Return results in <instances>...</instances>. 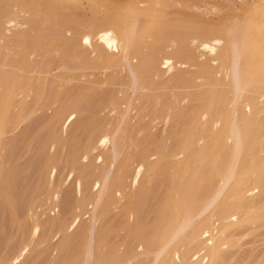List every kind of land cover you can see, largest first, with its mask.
Returning a JSON list of instances; mask_svg holds the SVG:
<instances>
[{
	"label": "rangeland",
	"instance_id": "1",
	"mask_svg": "<svg viewBox=\"0 0 264 264\" xmlns=\"http://www.w3.org/2000/svg\"><path fill=\"white\" fill-rule=\"evenodd\" d=\"M167 1L170 12L182 19L184 14L190 21L196 18L202 22L216 19L231 22L237 12L244 13L240 9L242 0H225L232 4L224 0ZM83 2L86 7L87 1ZM27 4L32 10L38 9ZM135 6L144 7L140 2ZM214 8L218 9L219 17L215 16ZM77 9L75 14L83 12ZM121 10L119 15L130 14V9L121 7ZM224 10L235 14H227V18ZM49 12L41 18L39 14L22 16L26 26L19 33L26 38L18 37L12 29L4 37L7 57L0 59V76L13 78L18 91L8 107V116H13V109L20 104L23 117L0 134V264H74L77 258L81 259L86 249L82 248L87 245L92 206L100 196L102 180L109 182V189L102 195L101 217L93 229L102 243L99 251L95 248L96 253L105 264L115 262L121 251L131 257L125 264H152L154 255L148 253L146 243L149 227L158 221L163 202L173 188L172 173L186 148L184 140L195 131L197 121L207 117L202 106L210 101L211 82L205 77L195 82V77L185 71L196 67L213 70L211 57L219 55L224 43L217 35H211L177 46H160L159 62L174 58L178 62L172 71L155 67L138 92L131 84V70L126 67L120 70L116 65L72 70L71 75L59 80L62 76L55 75L69 68L51 51L44 56L31 54V66L23 73V61L13 51L29 39L32 19L52 27L49 23L64 13L54 9ZM88 13L84 11L80 16H90ZM179 15L176 16L180 18ZM72 22L75 34H83L84 25ZM102 24L104 32L111 29L110 20ZM61 26L53 25L52 29L60 39L61 50L71 55L75 39L59 34ZM63 26L66 28L68 24ZM157 34H152L151 42H158L163 36ZM170 34L180 43L177 38L180 32ZM213 50L218 53L213 54ZM93 56L92 53L90 57ZM34 69L41 71L47 83L45 88L43 79L33 76ZM217 79L224 81V73L220 72ZM38 92L43 93L41 98ZM173 94L185 100L177 112L167 108ZM140 95L144 97L140 99ZM115 100L116 104L119 101L115 111L125 102V106L117 109L118 113L112 112ZM261 118L264 122V115ZM123 126L126 144L111 165V136ZM254 151L258 152V146ZM156 156L160 161L156 162ZM118 171L123 173L120 185ZM250 174H244L239 182L244 187L249 186L246 180ZM236 187L229 192L226 208L244 211L248 206H262L264 212V193H247L240 202L234 193ZM118 189L122 194L113 206L110 198ZM203 190L196 187L191 194L199 195ZM129 210L133 211L130 221ZM262 212L260 217L235 225L221 235V241H229L219 249L213 264H264ZM200 246L199 242H187L184 251L187 261L194 259Z\"/></svg>",
	"mask_w": 264,
	"mask_h": 264
},
{
	"label": "bare ground",
	"instance_id": "2",
	"mask_svg": "<svg viewBox=\"0 0 264 264\" xmlns=\"http://www.w3.org/2000/svg\"><path fill=\"white\" fill-rule=\"evenodd\" d=\"M86 1L84 7L83 0H0V59L7 57L4 37L11 33L10 29L16 31L18 37L25 36L19 33L26 26L22 16L39 14L41 18L50 13V9L64 12L49 24L52 27L62 24L58 29L59 34L75 39L70 50L72 54L67 55L61 50L60 39L51 26L34 18L30 21L32 27L29 39L13 51L23 61V73L31 66V54L41 53L44 56L51 51L63 60L65 68H69L55 75L62 76L59 80L63 81L71 75L72 70L116 65L120 70L125 67L131 70V84L136 87L135 92H138L140 86L151 78V70L159 66L172 71L178 62L175 58L159 62L161 58L157 50L160 46H177L183 42L190 43L194 38L204 40L211 35H217L224 43L219 55L211 57L209 63L214 67L213 70L196 67L185 71L188 76L195 77V82L204 77L211 82L210 101L202 106L207 117L198 120L195 131L184 140L186 148L172 173L173 188L163 202L158 221L149 227L146 240L148 253L154 255L152 264H213L219 249L229 241H221V235L235 225L260 217L263 211L262 206H248L246 210L238 211L236 208H226L225 205L231 188L235 186L234 193L239 196L240 202L247 197V193H264V122L261 120L264 115V0H242V15L241 12L230 14L224 10V16L236 15L235 18L229 16L234 18H229L231 22L220 19L202 22L196 18L198 22L194 18V21H190L188 16L182 14L187 17L186 21L181 15L170 12L171 5L167 0ZM138 2L143 3L144 7L136 8ZM27 3L38 9L32 10ZM185 6L183 7L186 8ZM73 7L77 11L79 8L82 13L88 10L91 15H77L78 13H74L77 11L72 10ZM121 7L130 9V14L119 15ZM217 10L215 16L219 17V13L216 15ZM211 12L213 13L212 9ZM212 16L210 15L211 18ZM224 16H220L221 19L224 20ZM107 19L111 21V29L106 33L102 23ZM72 21L84 25L83 34H75V23ZM63 24L68 26L65 28ZM173 31L180 32L177 36L180 43H176V36L170 34ZM153 33L163 36L153 43L150 40ZM152 50L156 53L151 52ZM92 53L94 56L90 57ZM217 53L213 50V54ZM220 72L225 75L224 81L217 79ZM32 73L35 78L43 79L42 85L45 88L47 83L41 71L34 69ZM16 88L17 83L13 78L0 76V134L9 131L23 117L20 104H16L13 109V116H8V107L18 93ZM37 96L41 98L43 93L38 92ZM120 97L123 99V95ZM142 97L144 95H140V99ZM116 101L111 104L112 112L115 111L114 106H118L119 101L117 104ZM147 101L148 99L144 102ZM124 103L122 101L120 106H125ZM184 104L185 100L173 94L167 108L177 112ZM125 144L123 126L111 136V165L116 162L121 147ZM257 146L258 152H255ZM247 173L252 174L247 176L249 186L244 187L239 182ZM122 176V171H118L119 185L122 183ZM196 187L204 190L199 195H192L191 191ZM108 189L109 182L102 180L100 196L92 206L85 239L87 247L83 246L82 249H86L81 259L77 258L74 264H105L104 259L95 251V248L100 250L102 243L95 237L93 229L101 217L102 195ZM121 194L120 189L114 192L113 198H110L113 206H116ZM132 217L133 211L129 210V221ZM199 220L202 221L198 224ZM188 241L201 244L191 262L187 261L184 253ZM130 260L131 257L121 251L117 262L112 264H125Z\"/></svg>",
	"mask_w": 264,
	"mask_h": 264
}]
</instances>
